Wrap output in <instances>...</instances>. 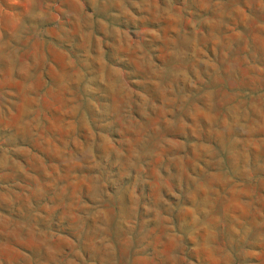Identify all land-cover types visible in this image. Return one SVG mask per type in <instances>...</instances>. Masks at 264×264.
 Instances as JSON below:
<instances>
[{"label":"rangeland","instance_id":"obj_1","mask_svg":"<svg viewBox=\"0 0 264 264\" xmlns=\"http://www.w3.org/2000/svg\"><path fill=\"white\" fill-rule=\"evenodd\" d=\"M0 264H264V0H0Z\"/></svg>","mask_w":264,"mask_h":264}]
</instances>
